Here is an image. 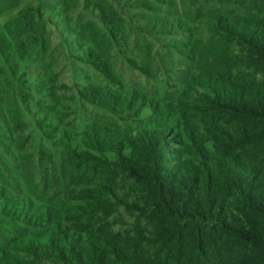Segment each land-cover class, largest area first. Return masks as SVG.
<instances>
[{
    "label": "trees",
    "instance_id": "trees-1",
    "mask_svg": "<svg viewBox=\"0 0 264 264\" xmlns=\"http://www.w3.org/2000/svg\"><path fill=\"white\" fill-rule=\"evenodd\" d=\"M117 1L86 0L100 23L83 17L75 28L68 14L98 59L123 25ZM131 1L150 13L147 30L176 36L165 52L185 61L182 90L150 104L142 127L94 129L82 148L63 130L62 148L42 146L25 164L26 145L12 138L25 131L22 106L59 114L64 105L53 88L50 103L36 100L20 69L46 52H14L24 33L39 41V13L0 7V116L15 125L20 162L0 163V215L17 229L0 262L264 264V0ZM117 207L132 220L123 225Z\"/></svg>",
    "mask_w": 264,
    "mask_h": 264
},
{
    "label": "rangeland",
    "instance_id": "rangeland-1",
    "mask_svg": "<svg viewBox=\"0 0 264 264\" xmlns=\"http://www.w3.org/2000/svg\"><path fill=\"white\" fill-rule=\"evenodd\" d=\"M10 2H18L21 15L37 11L41 17L43 28H37L39 41L24 33L14 51L46 52L38 56L30 54L20 61V69L27 74L32 94L36 100L50 103L49 90L53 88L64 105L59 114L46 113L35 104L22 106L25 131H15L12 137L26 145L22 164L27 163L30 154L37 159L36 154L42 146L53 152L52 146L57 151L62 148L63 130L73 145L81 144L82 148L84 135L87 132L92 135L94 129L126 131L142 127L154 116L150 104H162L182 90L185 61L177 52H165L176 36L147 30L144 26L148 11L130 6L126 0H118L123 25L117 29L113 41L103 40L105 48L98 59L97 52H88L87 43L76 40L77 36L69 30L68 14L75 28H79V20L83 17L100 21L98 12L88 7L86 0H0V7ZM22 21L20 17L18 24ZM9 26L13 32L17 30L14 23ZM24 28L18 29L20 33ZM151 44L155 45V52H150ZM6 117L9 124L0 116V163L14 171L20 163L16 159L19 154L10 149L15 125L10 122L9 115ZM117 214L123 225L132 220L121 207H117ZM13 223L5 214L0 215V246L16 234ZM34 264L62 263L40 259Z\"/></svg>",
    "mask_w": 264,
    "mask_h": 264
}]
</instances>
